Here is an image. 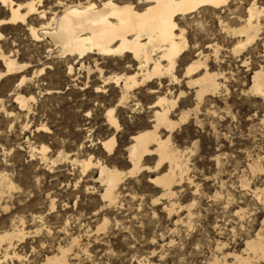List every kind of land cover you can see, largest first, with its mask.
I'll use <instances>...</instances> for the list:
<instances>
[{"label":"rangeland","instance_id":"1","mask_svg":"<svg viewBox=\"0 0 264 264\" xmlns=\"http://www.w3.org/2000/svg\"><path fill=\"white\" fill-rule=\"evenodd\" d=\"M251 1L227 0L218 9L204 7L177 19L189 45L175 68L183 83L185 67L200 49L210 53L208 46L218 43L222 50L210 62L219 74L216 94L199 103L194 89L183 86L187 94L174 119L183 109L190 116L172 140L188 168L171 196H163L151 179L167 166L128 174V128L149 121L152 100L140 98L144 112L116 109L121 131L114 153L100 143L114 133L107 110L120 95L115 83L103 79L133 73L129 60L96 56L82 65L49 53L44 42L31 40L25 25H0V50L27 66L0 79V233H24L14 237L3 264H42L60 247L72 249V264H238L234 255L264 264L246 250L247 240L264 235V97L250 90L254 71L264 67V24L241 55L231 50L240 38L233 29L243 24ZM1 6L0 20L9 16ZM17 95L27 98L24 107ZM42 144L49 146L45 156ZM89 159L93 164L84 170ZM155 160L146 163L154 166ZM97 162L127 173L113 205L101 197Z\"/></svg>","mask_w":264,"mask_h":264},{"label":"bare ground","instance_id":"2","mask_svg":"<svg viewBox=\"0 0 264 264\" xmlns=\"http://www.w3.org/2000/svg\"><path fill=\"white\" fill-rule=\"evenodd\" d=\"M0 3L3 8L9 9V16L1 19L0 25H25L31 40L44 42L49 53L56 57L73 59L75 62H82V65L84 60L96 56L129 60L127 66L135 67L133 73L114 74L103 79L106 85L115 83L120 89V95L117 104L107 110L108 121L115 129L114 133L103 141L101 139L100 143L107 153L114 151L116 133L121 131V124L115 113L118 107L141 112L144 104L140 103V98L152 100L148 106L149 121L145 119L133 122L128 128L131 131L129 143L125 147L127 162L131 165L128 174L163 171L167 166L162 174L151 179L161 188L163 196L173 195L175 185L184 180L188 166L184 161V154L174 145L172 135L176 127L187 121L190 110H181L178 120L174 119V112L182 106L180 103H184L183 98L187 94V90L183 89L184 84L187 88L194 89L199 103L205 96L217 93L220 89L219 74L211 71L210 62L218 59L221 53L218 43L208 44L210 53L200 49L197 57L186 65L185 77L188 79L183 83L176 75L175 68L187 53L189 45L186 33L179 27L177 19L204 7L218 9L228 3L227 0H53L48 6L46 4L47 7L44 6V0H0ZM245 14L243 24L236 29L232 28L233 35L238 34L240 38L231 50L240 55L259 36L264 24V0H252ZM2 37L0 32V38ZM0 61L5 67L0 72V79L27 67L19 66L16 59L1 50ZM71 64L69 70L73 69ZM25 80L26 77L23 76L20 84ZM166 82L168 84L165 88ZM252 82L250 90L264 97V67L254 71ZM176 86L180 87L177 92L174 91ZM102 91L100 87L96 90L97 93ZM16 100L22 107L27 104V98L23 95H17ZM194 113L197 116V112ZM39 130L46 134L51 131L46 126ZM48 150L49 146L42 144L43 156ZM153 156H156L155 165H148L146 162ZM91 160L83 163L84 170L93 164ZM95 165L99 170L96 181L104 186L101 197L104 202L113 205L127 173L101 162ZM105 223L97 229H103ZM262 224L264 226V219ZM21 235L24 233H0V264L9 257L14 237ZM71 250L60 247L57 253L47 255L42 264H72L69 256ZM246 250L264 258V235L258 232L254 238L247 240ZM14 254L17 255L16 252ZM234 256L238 264L249 263V257Z\"/></svg>","mask_w":264,"mask_h":264}]
</instances>
